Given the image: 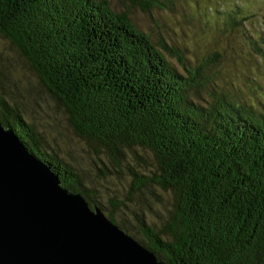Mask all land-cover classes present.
Returning a JSON list of instances; mask_svg holds the SVG:
<instances>
[{"label": "trees", "instance_id": "obj_1", "mask_svg": "<svg viewBox=\"0 0 264 264\" xmlns=\"http://www.w3.org/2000/svg\"><path fill=\"white\" fill-rule=\"evenodd\" d=\"M130 1L142 11L163 6ZM231 13V27L246 21L241 9ZM0 37L70 131L108 163L100 162L98 172H126V199L138 202L133 219L141 240L135 242L157 263L264 264V112L213 90L215 54L187 66L175 47L152 43L127 12H114L104 0H0ZM251 43L254 54L262 52ZM0 126L59 188L100 211L82 176L46 150L3 95ZM150 203L164 207L157 228L144 219ZM105 219L133 240L113 214Z\"/></svg>", "mask_w": 264, "mask_h": 264}, {"label": "rangeland", "instance_id": "obj_2", "mask_svg": "<svg viewBox=\"0 0 264 264\" xmlns=\"http://www.w3.org/2000/svg\"><path fill=\"white\" fill-rule=\"evenodd\" d=\"M104 1L116 13L127 12L135 29L146 34L152 43L161 40L175 47L187 66L200 64L215 54L209 72L213 90L250 111L264 112V0H158L163 6L148 11H142L130 0ZM235 8L247 17L237 28L230 25ZM253 41L262 45L261 53L254 54ZM168 61L175 66L173 60ZM0 95L12 101L24 120L35 127L46 150L82 176L83 185L92 190L91 199L99 204L103 216L113 214L117 224L124 223L134 241L141 240L133 219L138 202L126 199V172H110V177L98 172L102 170L100 162L105 167L108 163L70 131L60 108L46 96L24 61L1 37ZM164 199L168 202L167 196ZM112 200L117 202L116 207L111 205ZM149 206L151 211L145 213L144 219L157 228V218L161 219L158 215L163 214L164 207L153 203Z\"/></svg>", "mask_w": 264, "mask_h": 264}, {"label": "water", "instance_id": "obj_3", "mask_svg": "<svg viewBox=\"0 0 264 264\" xmlns=\"http://www.w3.org/2000/svg\"><path fill=\"white\" fill-rule=\"evenodd\" d=\"M0 126V264H159Z\"/></svg>", "mask_w": 264, "mask_h": 264}]
</instances>
